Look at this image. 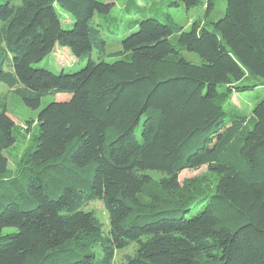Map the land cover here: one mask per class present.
I'll return each instance as SVG.
<instances>
[{"label": "trees", "instance_id": "trees-1", "mask_svg": "<svg viewBox=\"0 0 264 264\" xmlns=\"http://www.w3.org/2000/svg\"><path fill=\"white\" fill-rule=\"evenodd\" d=\"M180 2L201 1L167 0ZM110 10L0 0V82L33 109L70 94L39 109L12 163L16 130L0 96V264H114L129 246L116 264H264V98L250 121L230 109L233 92L264 88V0H225L222 15L186 29L168 12L118 23ZM62 46L82 63H44ZM203 165L211 187L203 176L168 194ZM93 200L107 228L84 209Z\"/></svg>", "mask_w": 264, "mask_h": 264}, {"label": "rangeland", "instance_id": "rangeland-1", "mask_svg": "<svg viewBox=\"0 0 264 264\" xmlns=\"http://www.w3.org/2000/svg\"><path fill=\"white\" fill-rule=\"evenodd\" d=\"M109 1L111 7V15L114 20L111 22L120 21L131 22L134 19L139 18L144 13H153L154 11H163L171 14L172 18L178 23L179 26L183 28H189L192 21L194 20H204L205 18H216L222 15L225 10V0H212L213 6L206 13V3L207 0H200L201 2L196 5L187 8L183 2L178 5H168L167 0H155L151 3H146L149 0H105ZM128 6L127 8H125ZM125 8V9H124ZM67 16V15H65ZM63 21L64 17H62ZM70 18V17H69ZM110 22V23H111ZM113 27V24L111 25ZM113 32L108 33V36L112 35ZM174 39V37H173ZM113 43L109 45L108 50L115 49L111 48ZM183 55L191 60L192 62L199 63L200 57L198 54L189 51H183ZM75 62L76 66L82 63L66 46L57 47L49 56L45 58L44 63L47 62L48 65L59 66L61 63ZM0 96H5L7 101V112L14 121L16 138L15 142L9 147L6 155L9 157L10 162L19 156L21 151L30 144L32 133L34 127L37 123V114L41 107L45 105H50L55 111L56 107L63 105L64 100H68L69 93H58L56 95H46L42 97L41 103L38 108L33 109L27 107L23 101L9 89L4 83L0 82ZM264 98V88L255 87L253 89L245 91H235L232 94L233 105L230 106L231 110L238 109L249 118L252 119V107L254 103ZM250 125V123L248 124ZM155 178H158L160 174L156 172H150ZM208 182L207 187H211L215 181V173L206 165L201 166L199 169H184L179 174V187L176 190L168 192L170 196L181 198L182 194L187 187H195L200 178ZM205 183V182H204ZM165 192V190H162ZM152 194V193H151ZM153 195V199L148 196V194L142 198L147 202V205L151 206L156 203L158 196ZM84 209H92L100 221L103 223V227L107 228L109 226L108 212L103 206L100 200H93L89 202ZM134 246H129L127 248L117 250L115 252L114 264L124 258L127 253H132Z\"/></svg>", "mask_w": 264, "mask_h": 264}]
</instances>
